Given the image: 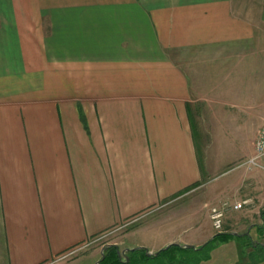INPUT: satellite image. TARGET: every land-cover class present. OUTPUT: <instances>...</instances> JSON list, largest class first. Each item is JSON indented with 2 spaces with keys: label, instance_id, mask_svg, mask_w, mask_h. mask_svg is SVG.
Returning <instances> with one entry per match:
<instances>
[{
  "label": "crops",
  "instance_id": "crops-1",
  "mask_svg": "<svg viewBox=\"0 0 264 264\" xmlns=\"http://www.w3.org/2000/svg\"><path fill=\"white\" fill-rule=\"evenodd\" d=\"M245 80L261 107L264 0H0V264H49L122 228L109 244L124 257L199 249L211 224L185 238L187 221L168 230L196 214L168 210L204 178L192 107ZM241 176L215 197L248 200L231 210L244 216L231 231L264 237V208L251 203L264 197V172ZM165 226L159 241L120 247Z\"/></svg>",
  "mask_w": 264,
  "mask_h": 264
},
{
  "label": "rangeland",
  "instance_id": "rangeland-1",
  "mask_svg": "<svg viewBox=\"0 0 264 264\" xmlns=\"http://www.w3.org/2000/svg\"><path fill=\"white\" fill-rule=\"evenodd\" d=\"M223 78V84L221 85L230 86L231 75L224 73ZM240 85H242L241 90L239 92L235 91L234 94L231 91H223L227 94L222 95L225 96V99L220 97L224 99L221 100L222 102L205 100L198 107H192V129L204 178L201 185L194 192L172 203L168 210L181 209L179 213L182 214L183 210L189 206H192L191 208L195 207L196 214L192 218L174 217L175 219L172 218L174 222H171L168 226V230L173 229L178 232L182 227L181 221L189 222L192 226L181 234L183 238L193 233L203 235L210 228V224L214 233L225 231L232 233L231 230L239 229L235 222L244 218L241 211H228L225 214L226 216H224L221 231H216L209 216L210 207L220 202V198L215 197V194L222 189L228 191L231 187V181L241 178V174L244 170H247L242 166L236 167L243 160L239 158V151L251 133L256 131L263 122V118H260V115L264 116V104L261 107L254 106L252 104V91L248 89V82L245 80ZM195 109H197L196 112L194 111ZM232 198L228 196L221 200L228 199L231 201ZM263 199L264 197L259 202H256V200L251 202L260 212L264 208ZM203 202H205L204 207ZM260 212L253 214V220L257 222L258 226L263 225L262 219L258 216ZM156 218L161 219L162 217L156 215L154 219ZM165 228L166 226L161 227L158 233H155L157 231H152L129 235L125 239V243L120 245V247L133 246L136 242L142 241H149L152 244L155 241H159L157 235L164 231ZM245 230L241 229V231ZM125 232L126 230L122 228L113 233L97 237L94 242L87 243L76 251H69L49 264H94L102 256L100 251L102 248L100 249V247L112 241H118ZM246 232L241 238L217 236L211 240L214 236L212 234L204 243L209 242L200 251H193L191 248H181L179 244L175 243L179 247L171 246L167 249L168 245H165L167 247H163L159 254L147 256L145 248L136 247L131 254V264H195L198 258L200 260L197 264H262L264 261V244L257 242V240L263 242L264 237L255 233L254 236L247 238L245 237ZM92 251H95V253L93 254ZM205 254H207L206 258L202 259ZM118 260L127 262L129 258L122 256Z\"/></svg>",
  "mask_w": 264,
  "mask_h": 264
},
{
  "label": "built area",
  "instance_id": "built-area-1",
  "mask_svg": "<svg viewBox=\"0 0 264 264\" xmlns=\"http://www.w3.org/2000/svg\"><path fill=\"white\" fill-rule=\"evenodd\" d=\"M240 166H242L244 169L247 170L258 169L264 172V124L260 128L259 133L254 141L253 153L245 161H243L240 165H238V167ZM247 203L248 200L245 199L234 200V201H229L228 199H224L221 200L218 204L212 205L209 209V216L213 228L216 231H221L225 214L231 210H240Z\"/></svg>",
  "mask_w": 264,
  "mask_h": 264
},
{
  "label": "trees",
  "instance_id": "trees-1",
  "mask_svg": "<svg viewBox=\"0 0 264 264\" xmlns=\"http://www.w3.org/2000/svg\"><path fill=\"white\" fill-rule=\"evenodd\" d=\"M262 224H263V223H262ZM258 228H261V226H258ZM217 236H222V237L233 236V237L241 238V237L244 236V235H233L232 233L226 231V232L215 233L214 236L211 238V240L215 239ZM245 237L250 238V235H249V234H246ZM208 242H209V241H207L206 243L202 244L201 247H200L199 249H198V248H197V249L191 248V250H193V251H200V250L203 249V247H205V245H206ZM251 242H253V241H251ZM171 246H173V247H179L177 244H170V245L167 247V249H168L169 247H171ZM242 246H243V245H242ZM243 248H245V247L243 246ZM134 250H135V249L130 250V252H128V256H127V257L129 258V260H128L127 262H120V260H118V257H117L116 249H115L114 247H110V248H108V249L106 250V252H105V257H104V258H103L98 264H131V263H132L131 254L134 252ZM141 250H142V252H144L143 249H141ZM162 250H163V249H161V250L158 252V254H159ZM206 256H207V254H205L204 256H202V257H204V258H202V259H205ZM199 260H200L199 258L196 259L195 264H197V262H198Z\"/></svg>",
  "mask_w": 264,
  "mask_h": 264
},
{
  "label": "water",
  "instance_id": "water-1",
  "mask_svg": "<svg viewBox=\"0 0 264 264\" xmlns=\"http://www.w3.org/2000/svg\"><path fill=\"white\" fill-rule=\"evenodd\" d=\"M248 232H246V234H247ZM232 234H234V235H238V233H236V232H233ZM169 246V245H168ZM108 247H115V249H116V253H117V256H118V258L120 259L122 256H125V250H120V249H118V247H117V245H115V244H106V245H104L103 247H102V249H101V254H102V256H101V258L100 259H98L97 261H95V263L94 264H98L103 258H104V249L105 248H108ZM167 247V246H166ZM166 247H164V248H166ZM183 247H186V248H190V247H192V245H184ZM129 250V249H128ZM158 252L159 251H156V252H154V253H150V252H148L147 250L145 251V253H146V255L147 256H153V255H157L158 254ZM127 257V256H126Z\"/></svg>",
  "mask_w": 264,
  "mask_h": 264
},
{
  "label": "flooded vegetation",
  "instance_id": "flooded-vegetation-1",
  "mask_svg": "<svg viewBox=\"0 0 264 264\" xmlns=\"http://www.w3.org/2000/svg\"><path fill=\"white\" fill-rule=\"evenodd\" d=\"M108 248H110V247H108ZM108 248H105L104 251H106Z\"/></svg>",
  "mask_w": 264,
  "mask_h": 264
},
{
  "label": "bare ground",
  "instance_id": "bare-ground-1",
  "mask_svg": "<svg viewBox=\"0 0 264 264\" xmlns=\"http://www.w3.org/2000/svg\"><path fill=\"white\" fill-rule=\"evenodd\" d=\"M263 201V200H262ZM239 235V234H238ZM118 247V246H117ZM115 248V247H114ZM119 249V248H118Z\"/></svg>",
  "mask_w": 264,
  "mask_h": 264
}]
</instances>
